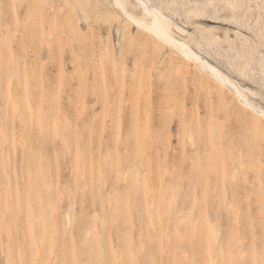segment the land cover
Segmentation results:
<instances>
[{"label":"rangeland","instance_id":"374dc122","mask_svg":"<svg viewBox=\"0 0 264 264\" xmlns=\"http://www.w3.org/2000/svg\"><path fill=\"white\" fill-rule=\"evenodd\" d=\"M145 1L264 106V0ZM116 5L0 0V264H264V120Z\"/></svg>","mask_w":264,"mask_h":264},{"label":"bare ground","instance_id":"6f19581e","mask_svg":"<svg viewBox=\"0 0 264 264\" xmlns=\"http://www.w3.org/2000/svg\"><path fill=\"white\" fill-rule=\"evenodd\" d=\"M137 1L144 13L142 17L130 14L126 7L123 10L132 17L133 21H136L135 23L139 29H144L152 34L156 37L159 44L174 48L186 64L187 69H192L193 67L191 65L194 64V67L199 66L210 73L219 86L226 88L228 94L234 99L239 108L247 110L251 115L258 117L260 120H264V114H262L264 112V106L252 100L245 88L236 83L229 75L224 74L200 52L178 38L170 28L167 15L151 8L145 0ZM115 2L124 5V0H115ZM0 132H3L1 128Z\"/></svg>","mask_w":264,"mask_h":264},{"label":"snow or ice","instance_id":"6c2138e0","mask_svg":"<svg viewBox=\"0 0 264 264\" xmlns=\"http://www.w3.org/2000/svg\"><path fill=\"white\" fill-rule=\"evenodd\" d=\"M116 6H117L118 8H121V9L125 8V5L120 4V3H117ZM129 20H132V17H129ZM132 22L135 23L136 21H132ZM262 114H264V112H262Z\"/></svg>","mask_w":264,"mask_h":264}]
</instances>
